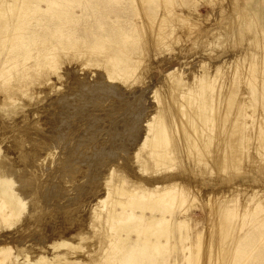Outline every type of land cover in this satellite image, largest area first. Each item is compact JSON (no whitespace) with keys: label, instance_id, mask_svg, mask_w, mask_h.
Listing matches in <instances>:
<instances>
[{"label":"rangeland","instance_id":"rangeland-1","mask_svg":"<svg viewBox=\"0 0 264 264\" xmlns=\"http://www.w3.org/2000/svg\"><path fill=\"white\" fill-rule=\"evenodd\" d=\"M99 1L100 5L110 6L106 16L113 18L121 12L118 0ZM160 1L137 0L132 6H126L135 27L134 55L139 61L133 77L126 82L106 79L102 57L95 61L81 55L62 56L54 69L32 70V79L11 82L10 87L0 79V164H8L13 171L15 189L27 183L36 191L51 195L46 213L53 211L55 205H67L78 222L73 225L89 227L93 221L88 223L89 211L92 213L106 187L116 185L122 177L134 180L141 175L138 163L144 162L146 156L141 155L142 161H138L134 158V149L143 134L144 120L156 110L172 132L175 150L172 168L168 167L165 172L178 176V181L189 190L185 206L191 216L189 244L192 249L195 247L193 236L199 233V249H190L191 254L198 251V256L190 257V264H203L206 254L209 264L219 263L222 256L227 259L225 264H232V246L220 254L216 252L215 228L220 212L234 209L242 214L244 208L253 206L251 200L262 201L253 196L255 193L264 196L263 123L261 133H256L263 115L261 107L255 105L248 109L252 125L242 134L249 132L247 136L251 140L234 149L231 162L218 158L225 145L217 131L223 125V113L227 111L232 116L234 112L228 93L232 90L235 101L246 97L248 88L242 78L249 62L255 64L256 70L263 62L260 58L262 13L256 9L254 0ZM94 21L92 27L98 28ZM237 69L240 79L235 74ZM175 78L181 79L185 89L194 88L199 80L212 82L217 107L214 121L220 126L212 128L215 134L205 155L207 166L199 163L193 168L194 159L184 157L186 151L178 148L177 142L182 136L178 129L176 132L174 122H178L180 112L175 111L176 104L172 101L175 94L168 87L169 81ZM9 96L13 101L7 99ZM256 143L261 144L259 151L253 147ZM21 179L25 181L20 182ZM31 200L26 198V211L35 199ZM247 217L249 223L242 229L243 220H220L229 226V244L234 245L235 238L252 233L251 216Z\"/></svg>","mask_w":264,"mask_h":264},{"label":"bare ground","instance_id":"bare-ground-1","mask_svg":"<svg viewBox=\"0 0 264 264\" xmlns=\"http://www.w3.org/2000/svg\"><path fill=\"white\" fill-rule=\"evenodd\" d=\"M134 1L137 0H118L121 12L111 18L106 16L110 6L100 5L99 0H0V79L9 86L11 82L29 79L32 70L53 68L62 56L81 55L95 61L102 57L100 61H104L106 79L126 82L133 77L139 62L134 55L135 27L126 9ZM254 2L262 13L263 50L260 58L263 62L257 70L255 64L249 62L247 73H243L242 79L248 88L244 93L246 97L241 96L235 101L232 90L228 93V102L230 106L234 104V112L232 116L230 112L223 113L220 129L214 121L217 107L210 80H199L194 88L188 89L179 78L169 81V92L175 94V99H172L176 104L175 111L181 113L180 116L176 114L180 117L178 122L173 121L176 132L178 129L179 136H182L177 145L180 151H186L184 157L194 159V162L193 159L190 161L193 168L199 163L208 165L205 155L215 134L214 128L218 129L219 138H223L225 145L221 143L224 148L219 151V160H233L234 149L251 140L247 136L249 132L242 134L247 126L252 125L250 107H261V123L255 126L259 130L256 133L263 130L264 0ZM93 21L98 28L92 27ZM235 74L240 79L239 70ZM7 99L13 101L10 96ZM229 105L224 103L226 109ZM156 112L151 111L149 118L144 120L143 134L134 149V158L138 161H142L141 155L146 156L144 162L138 163L137 170L141 175L134 180L122 177L116 185L107 186L92 213L89 211L88 223L93 219L89 227L73 225L78 222L67 205H55L53 211L46 213L51 195L40 193L27 183L19 185V190L15 189L11 178L13 171L8 164H0V264H190V257L198 256V251L191 254L190 249H199V233L193 234L195 242L191 243L195 247L192 249L189 244L192 239L189 228L191 216L185 206L189 190L178 181V176L165 172L168 167L172 168L175 150L172 148V132ZM228 117L231 118L228 120ZM227 123L228 127H225ZM253 147L256 151L262 149L260 143ZM24 181L21 179L20 182ZM253 196L262 201L251 200L253 206L244 208V213L225 209L219 214L214 234V244L218 247L216 252L220 254L227 250V246H232V264H264V196L259 197L258 193ZM29 197L35 200L30 202L32 205L26 211V198ZM247 215L251 216L252 233L235 238L236 241L233 239L234 245L229 244V226L220 220H243L242 229L249 223ZM206 255L203 264L210 262ZM225 263L227 259L222 256L219 263L213 264Z\"/></svg>","mask_w":264,"mask_h":264}]
</instances>
